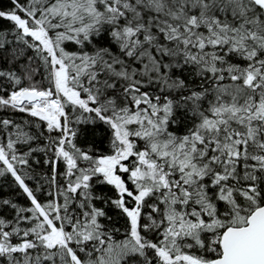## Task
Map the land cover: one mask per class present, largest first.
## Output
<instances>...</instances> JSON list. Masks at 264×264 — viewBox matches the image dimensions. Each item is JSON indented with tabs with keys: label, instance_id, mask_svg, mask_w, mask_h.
<instances>
[{
	"label": "snow or ice",
	"instance_id": "1",
	"mask_svg": "<svg viewBox=\"0 0 264 264\" xmlns=\"http://www.w3.org/2000/svg\"><path fill=\"white\" fill-rule=\"evenodd\" d=\"M0 20V264H264V0Z\"/></svg>",
	"mask_w": 264,
	"mask_h": 264
},
{
	"label": "trees",
	"instance_id": "2",
	"mask_svg": "<svg viewBox=\"0 0 264 264\" xmlns=\"http://www.w3.org/2000/svg\"><path fill=\"white\" fill-rule=\"evenodd\" d=\"M0 2H2L3 4H7L8 0H0ZM5 23L4 21L0 20V24Z\"/></svg>",
	"mask_w": 264,
	"mask_h": 264
}]
</instances>
